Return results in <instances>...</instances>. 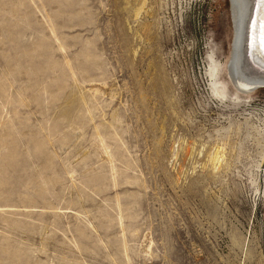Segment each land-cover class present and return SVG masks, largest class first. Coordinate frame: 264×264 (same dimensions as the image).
Returning <instances> with one entry per match:
<instances>
[{
	"label": "rangeland",
	"instance_id": "1",
	"mask_svg": "<svg viewBox=\"0 0 264 264\" xmlns=\"http://www.w3.org/2000/svg\"><path fill=\"white\" fill-rule=\"evenodd\" d=\"M229 0H0V264H264V86Z\"/></svg>",
	"mask_w": 264,
	"mask_h": 264
},
{
	"label": "bare ground",
	"instance_id": "2",
	"mask_svg": "<svg viewBox=\"0 0 264 264\" xmlns=\"http://www.w3.org/2000/svg\"><path fill=\"white\" fill-rule=\"evenodd\" d=\"M233 35L229 72L236 88L252 91L264 86V53L260 36L264 0H230Z\"/></svg>",
	"mask_w": 264,
	"mask_h": 264
},
{
	"label": "snow or ice",
	"instance_id": "3",
	"mask_svg": "<svg viewBox=\"0 0 264 264\" xmlns=\"http://www.w3.org/2000/svg\"><path fill=\"white\" fill-rule=\"evenodd\" d=\"M260 50L264 53V26H262L261 36H260Z\"/></svg>",
	"mask_w": 264,
	"mask_h": 264
},
{
	"label": "water",
	"instance_id": "4",
	"mask_svg": "<svg viewBox=\"0 0 264 264\" xmlns=\"http://www.w3.org/2000/svg\"><path fill=\"white\" fill-rule=\"evenodd\" d=\"M230 1V0H229Z\"/></svg>",
	"mask_w": 264,
	"mask_h": 264
}]
</instances>
